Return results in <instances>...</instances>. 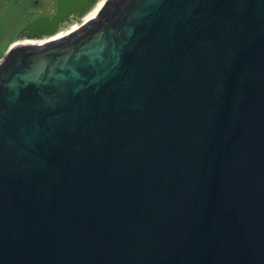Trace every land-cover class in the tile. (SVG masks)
<instances>
[{"label":"water","instance_id":"obj_1","mask_svg":"<svg viewBox=\"0 0 264 264\" xmlns=\"http://www.w3.org/2000/svg\"><path fill=\"white\" fill-rule=\"evenodd\" d=\"M0 264H264V0L29 20L0 59Z\"/></svg>","mask_w":264,"mask_h":264},{"label":"rangeland","instance_id":"obj_2","mask_svg":"<svg viewBox=\"0 0 264 264\" xmlns=\"http://www.w3.org/2000/svg\"><path fill=\"white\" fill-rule=\"evenodd\" d=\"M55 7L56 0H0V59L29 20L49 15Z\"/></svg>","mask_w":264,"mask_h":264},{"label":"bare ground","instance_id":"obj_3","mask_svg":"<svg viewBox=\"0 0 264 264\" xmlns=\"http://www.w3.org/2000/svg\"><path fill=\"white\" fill-rule=\"evenodd\" d=\"M61 35H64V32H63L62 30H60L58 33H56V35H54L53 37H58V36H61ZM15 42H16V40L13 41L12 44H14ZM12 44H11V45H12ZM11 45H10V46H11Z\"/></svg>","mask_w":264,"mask_h":264},{"label":"flooded vegetation","instance_id":"obj_4","mask_svg":"<svg viewBox=\"0 0 264 264\" xmlns=\"http://www.w3.org/2000/svg\"><path fill=\"white\" fill-rule=\"evenodd\" d=\"M55 8H56V7H55ZM54 11H55V9H54L50 14H52ZM50 14H49V15H50Z\"/></svg>","mask_w":264,"mask_h":264}]
</instances>
